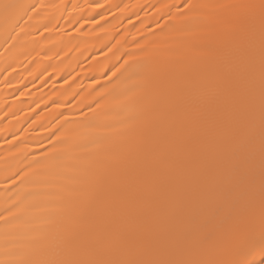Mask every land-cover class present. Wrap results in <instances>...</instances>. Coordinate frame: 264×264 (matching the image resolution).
<instances>
[{
  "label": "snow or ice",
  "instance_id": "snow-or-ice-1",
  "mask_svg": "<svg viewBox=\"0 0 264 264\" xmlns=\"http://www.w3.org/2000/svg\"><path fill=\"white\" fill-rule=\"evenodd\" d=\"M36 7L0 0V18L23 32ZM165 7L180 17L169 11L175 22L167 29L196 24L213 33L225 25L209 37L218 47L202 49L212 66L199 81V97L185 98L179 81H164L167 123L159 136L148 131L152 117L145 113L121 142L106 145L121 160L73 162L87 182L50 180L80 138L73 129L7 177L0 187H22L0 210V264H258L257 256L264 264V0H189L183 12ZM151 91L142 81L132 96L139 103ZM111 95L107 90L89 111Z\"/></svg>",
  "mask_w": 264,
  "mask_h": 264
},
{
  "label": "bare ground",
  "instance_id": "bare-ground-1",
  "mask_svg": "<svg viewBox=\"0 0 264 264\" xmlns=\"http://www.w3.org/2000/svg\"><path fill=\"white\" fill-rule=\"evenodd\" d=\"M16 2L37 7L28 12L31 19L26 16L27 23L22 22L23 32L18 28L13 32L0 18V183L42 159L65 129L77 131L80 138L54 169L50 177L54 184L72 178L90 180L81 169L71 166L73 162L121 160L122 155L108 152L106 145L121 142V133L138 127L145 113L152 117L148 131L159 136L167 123L162 83L179 81L185 98L199 97V81L212 66L202 49L218 47L209 37L225 28L217 25L213 33L198 30L196 24L167 29L175 22L169 20V11L177 21L180 17L175 7L165 5H180L183 12L189 0ZM191 2L221 5L243 0ZM9 33L13 39L8 38ZM142 81L150 82L152 91L137 103L132 93ZM107 90L112 95L102 101L104 107L89 111L88 105L96 107L95 102L107 95ZM256 160L258 171V134ZM20 187L19 181L10 191L0 187V210ZM256 259L259 264L261 257Z\"/></svg>",
  "mask_w": 264,
  "mask_h": 264
}]
</instances>
